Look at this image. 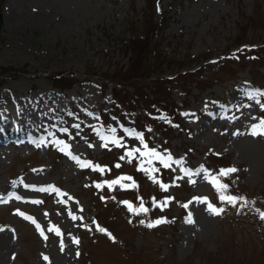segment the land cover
Instances as JSON below:
<instances>
[{
    "label": "rangeland",
    "instance_id": "obj_1",
    "mask_svg": "<svg viewBox=\"0 0 264 264\" xmlns=\"http://www.w3.org/2000/svg\"><path fill=\"white\" fill-rule=\"evenodd\" d=\"M146 26L150 58L177 66L145 74L199 70L121 82ZM263 29L264 0H0V97L40 124L37 144L0 148V198L24 199L0 203V264H264V54L227 57ZM45 93L60 105L28 114Z\"/></svg>",
    "mask_w": 264,
    "mask_h": 264
},
{
    "label": "trees",
    "instance_id": "obj_2",
    "mask_svg": "<svg viewBox=\"0 0 264 264\" xmlns=\"http://www.w3.org/2000/svg\"><path fill=\"white\" fill-rule=\"evenodd\" d=\"M148 26H146V29H144L143 31H137L135 34H133L131 37V40H127L124 41V48L128 49L132 56L130 58V65H129V73L131 72L132 74H130L127 78H124L123 80L127 81L129 79H145V80H149V83H151L153 81V78H155V76H160V75H170L169 77H171V75H175L178 74L182 69L184 68H177L176 70H173L171 72H151L149 75L145 74L144 72L148 69V68H153L155 70H161L163 68H170L171 66H175L176 62L171 59V61H168L167 64L163 65V62H160L158 60H154V63H150V56H152V53H154V49L155 48H151V44H152V28L150 27L149 29L147 28ZM264 30V29H263ZM264 40V39H263ZM256 42V41H255ZM259 41H257L258 43ZM259 43H261L263 46L261 49H254L253 51H257V53L259 54H264V41H260ZM246 44V42H237L235 43L231 48H234L235 45L240 46ZM251 45V44H250ZM230 50V49H229ZM252 52V50H250ZM248 55V54H247ZM251 56V60H252V55ZM233 57H235V55H233ZM158 58H162V57H158ZM155 59V58H154ZM173 60V61H172ZM255 61V60H253ZM133 68H136V70H133ZM190 68L186 69L189 70ZM138 70H140V73L138 75V73H136ZM150 76H153L150 78ZM173 79V77H172ZM171 79V80H172ZM54 83H57V86H61L64 87L65 85H63L64 82V77L63 76H55L53 78ZM163 86V84H162ZM138 103L139 105H142L143 107L146 108V111L151 112V104L149 103V100H145V99H138ZM152 103V102H151ZM148 116V114H146ZM149 120H156L154 118V115L150 114L148 116ZM166 119H169V115L166 116Z\"/></svg>",
    "mask_w": 264,
    "mask_h": 264
},
{
    "label": "bare ground",
    "instance_id": "obj_3",
    "mask_svg": "<svg viewBox=\"0 0 264 264\" xmlns=\"http://www.w3.org/2000/svg\"><path fill=\"white\" fill-rule=\"evenodd\" d=\"M28 99L24 100V103H21L22 107L27 109L28 114H32L33 107L41 109L42 107L54 108L58 103V97L52 94H42L37 97L29 96ZM18 101L13 97H7L6 94H2L0 97V115L6 120L5 124H0V144L13 140H24L25 143L29 142H38L36 136L38 135L39 122L33 123L32 119L28 115H22L19 119L13 120L11 122L9 114L7 112V106L17 107ZM20 108V107H19ZM46 111V110H44ZM5 115L7 118H5ZM1 148V147H0Z\"/></svg>",
    "mask_w": 264,
    "mask_h": 264
},
{
    "label": "snow or ice",
    "instance_id": "obj_4",
    "mask_svg": "<svg viewBox=\"0 0 264 264\" xmlns=\"http://www.w3.org/2000/svg\"><path fill=\"white\" fill-rule=\"evenodd\" d=\"M259 128V131L257 130V128H254L253 131H252V135L253 136H256V135H261V136H264V122L261 123V125L257 126ZM129 156L132 155V153H128ZM153 155H156L155 153H153ZM237 169L235 168H232V169H227V170H222L221 171V175H227L228 173H233V172H236ZM113 183H118L117 182H113ZM163 187V186H162ZM226 186L224 185H221V188H225ZM221 200L222 201H225V197L222 195L221 196ZM236 201H237V198L234 197V196H227L226 198V202L227 203H231L234 207L236 206ZM129 208H131V206L129 205ZM141 211H147V209H144V208H141ZM209 211L214 214V215H219L221 211H223V209H216L212 206H209ZM261 219H264V214H261ZM161 222V221H158V223ZM193 221L191 220V217H189L188 219V223H192ZM151 226V225H149ZM97 230L103 232L105 231L103 228H98ZM45 259H47V257H45Z\"/></svg>",
    "mask_w": 264,
    "mask_h": 264
}]
</instances>
